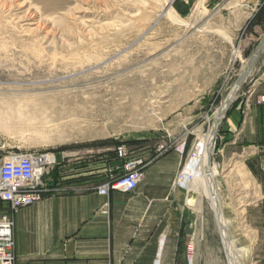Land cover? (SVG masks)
<instances>
[{
	"label": "rangeland",
	"instance_id": "obj_1",
	"mask_svg": "<svg viewBox=\"0 0 264 264\" xmlns=\"http://www.w3.org/2000/svg\"><path fill=\"white\" fill-rule=\"evenodd\" d=\"M170 1L175 21L167 0H0V161L149 137L183 146L181 184L236 85L210 164L235 264H264V0ZM188 199L191 264H228L208 200Z\"/></svg>",
	"mask_w": 264,
	"mask_h": 264
},
{
	"label": "crops",
	"instance_id": "obj_2",
	"mask_svg": "<svg viewBox=\"0 0 264 264\" xmlns=\"http://www.w3.org/2000/svg\"><path fill=\"white\" fill-rule=\"evenodd\" d=\"M240 120L239 111L231 112L224 131L233 133ZM120 145L123 159L116 154ZM163 145L135 137L73 156L56 154L42 200L14 212L0 202V217L13 222L14 264H180L179 258L191 264L185 247L194 231L184 225L189 190L179 184L183 146L163 151ZM135 160L142 161V176L133 192L98 193Z\"/></svg>",
	"mask_w": 264,
	"mask_h": 264
},
{
	"label": "built area",
	"instance_id": "obj_3",
	"mask_svg": "<svg viewBox=\"0 0 264 264\" xmlns=\"http://www.w3.org/2000/svg\"><path fill=\"white\" fill-rule=\"evenodd\" d=\"M264 102V98L260 100ZM166 151V147H161ZM117 157L127 156L123 145L116 148ZM53 154L46 153H11L0 161V202L8 206L11 212L31 206L49 191L46 175L56 166ZM142 161L135 160L125 164V172L110 184L99 187L100 195L108 191L131 193L137 188L142 176ZM13 222L7 215L0 217V264H14Z\"/></svg>",
	"mask_w": 264,
	"mask_h": 264
},
{
	"label": "bare ground",
	"instance_id": "obj_4",
	"mask_svg": "<svg viewBox=\"0 0 264 264\" xmlns=\"http://www.w3.org/2000/svg\"><path fill=\"white\" fill-rule=\"evenodd\" d=\"M170 2H171L170 0H167L166 8L163 13L164 15L168 16L171 20L175 21L176 16L171 11ZM232 89H233L232 93L229 94V96L226 98V100L223 102L220 108L216 110L213 126L210 127L208 133L204 137L205 138L204 141L202 142L201 156L199 158V165L201 168L200 176H197V177L193 176L190 179H188L187 177H183L180 180L182 186H185L188 190H191L192 192H195V193L201 192L202 194H204L205 198L208 200L210 207L214 213L215 219H216L217 227L219 229L221 241H222L223 248L227 256L228 264H235L236 261L233 255V244L230 240L229 233H228V222L225 219L223 211L221 209L220 199L217 194V188L215 186L214 178L217 175V171H216V168L212 167V165L210 164V156L213 151L214 139L216 136L215 130H216L217 123L223 117L225 110L228 108L230 101L233 99L234 91H236L238 87L235 85V87ZM0 95L3 96L6 94L0 93ZM12 96H15V95H12ZM26 101L30 102L25 99V100H21L20 104L25 103ZM8 105H11V104L9 103ZM23 116L24 115H22V117ZM0 126H1V123H0ZM185 173L187 174V169ZM188 201H189L188 202L189 206L194 203L192 199H188Z\"/></svg>",
	"mask_w": 264,
	"mask_h": 264
},
{
	"label": "water",
	"instance_id": "obj_5",
	"mask_svg": "<svg viewBox=\"0 0 264 264\" xmlns=\"http://www.w3.org/2000/svg\"><path fill=\"white\" fill-rule=\"evenodd\" d=\"M263 47H264V40H263V41L261 42V44L259 45L257 52L253 55V57H252V59H251V65L257 60L258 55H259V53L262 51ZM244 76H245V75H244ZM244 76H242V78L239 80L238 85L240 84V82L243 81ZM217 141H218V138L216 139V142H215V145H214V148H213V154H216L217 151H218Z\"/></svg>",
	"mask_w": 264,
	"mask_h": 264
}]
</instances>
